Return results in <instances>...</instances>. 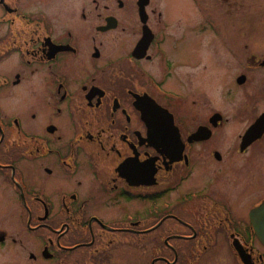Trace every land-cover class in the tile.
<instances>
[{
	"label": "flooded vegetation",
	"instance_id": "af4514ba",
	"mask_svg": "<svg viewBox=\"0 0 264 264\" xmlns=\"http://www.w3.org/2000/svg\"><path fill=\"white\" fill-rule=\"evenodd\" d=\"M229 1L0 0V264H264V52Z\"/></svg>",
	"mask_w": 264,
	"mask_h": 264
},
{
	"label": "rangeland",
	"instance_id": "374dc122",
	"mask_svg": "<svg viewBox=\"0 0 264 264\" xmlns=\"http://www.w3.org/2000/svg\"><path fill=\"white\" fill-rule=\"evenodd\" d=\"M230 4H227V32L229 36H233L235 30L237 31L238 28L243 32H248L249 36H256V41L252 45L253 49L258 52H264V0H240V4L242 5L241 9H236L234 5V1L230 0ZM241 11V22H238L236 25L233 21V17ZM231 33V34H230ZM252 38V39H253ZM248 39H243L244 44L247 42ZM254 41V40H253ZM197 43V42H196ZM246 51H242V55L235 54L234 49L230 47L229 41L227 44V48L225 51V68L224 72L226 73V93L228 95L226 103L224 106L228 111L229 116H235L231 114L232 112L237 110V105L239 103V96L240 95H247L249 87L252 83H248L240 88L237 83L235 82L236 75L243 70L245 64V57L244 54ZM242 57V62H241ZM220 70V73L223 72ZM212 73H214L212 71ZM221 89V88H220ZM218 86L213 85L211 86V94H216L220 91ZM249 94V93H248ZM217 104L214 102V105ZM237 123L233 121L227 127L228 132H234L237 129ZM230 140L227 141L224 147H227L230 144Z\"/></svg>",
	"mask_w": 264,
	"mask_h": 264
},
{
	"label": "water",
	"instance_id": "95a60500",
	"mask_svg": "<svg viewBox=\"0 0 264 264\" xmlns=\"http://www.w3.org/2000/svg\"><path fill=\"white\" fill-rule=\"evenodd\" d=\"M240 81H241V82H243V81H244V79L242 78ZM255 129H256V126H255V127H253V128H252V129L249 131V133H248V134L255 133V132H254V131H255ZM196 135H198V133H197ZM260 210H264V205L262 206V208H261ZM261 233H262V237H264V228H262V229H261Z\"/></svg>",
	"mask_w": 264,
	"mask_h": 264
}]
</instances>
